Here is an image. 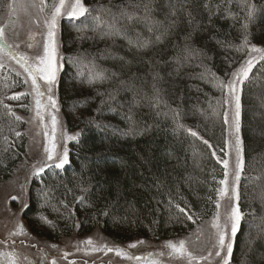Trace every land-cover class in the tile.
Masks as SVG:
<instances>
[{
  "label": "trees",
  "instance_id": "1",
  "mask_svg": "<svg viewBox=\"0 0 264 264\" xmlns=\"http://www.w3.org/2000/svg\"><path fill=\"white\" fill-rule=\"evenodd\" d=\"M9 1L0 0V14ZM249 2L256 5L251 20L245 0H153V18L161 23L139 30L161 39L143 50L120 37L101 39L90 19H63L58 95L67 128L80 135L63 169L46 168L31 179L23 215L32 234L49 242L95 230L115 243L168 240L216 213L226 150V88L217 85L249 57L251 45L264 49V0ZM186 43L202 51L188 56ZM106 48L111 54L101 56ZM93 60L109 79L83 76ZM0 64L1 184L26 155L31 101L24 78L1 58ZM17 93L24 95L11 99ZM5 105L21 119L5 115ZM240 124L245 215L230 264H264V62L242 85Z\"/></svg>",
  "mask_w": 264,
  "mask_h": 264
},
{
  "label": "snow or ice",
  "instance_id": "2",
  "mask_svg": "<svg viewBox=\"0 0 264 264\" xmlns=\"http://www.w3.org/2000/svg\"><path fill=\"white\" fill-rule=\"evenodd\" d=\"M30 4L32 7H36L35 0H21L20 6L27 10V6ZM48 6V0H39V11L43 12ZM245 6L247 7V17L251 20L256 13V5L245 0ZM11 7V5H10ZM141 9L143 12L141 13ZM154 7L153 0H137L136 3H131L129 0L127 6L125 4H113L112 0H109L108 5L100 4L95 7H88L85 5L83 0H53L52 11L50 16L44 20V24L47 26L46 39L43 45V55L37 56L36 60L38 63L28 65V58L25 55H19L17 63H21L22 67L25 68V71L28 73L31 78L32 85L35 89L36 99V117H39L41 123H43L44 116L42 109L45 107L41 103L40 97L45 95V92L42 91L40 80L46 82L45 87L48 92L52 91V86L55 84L56 75H57V28L59 21L62 18H67L70 20H80L81 22L85 20H91L94 23L93 30L100 31V38L104 39L105 37L113 38L120 37L127 41V44L130 49L135 48L137 50L148 49L152 47L155 43L159 42L161 36H156L155 41L151 37H145L140 32V27H146L149 32L152 31V26L160 24V21H157L153 18ZM174 15V13H173ZM191 16V13H189ZM191 22V21H190ZM173 23H175L173 21ZM103 26V28H101ZM161 35H164L163 33ZM5 37V26H0V40H3ZM135 37V38H133ZM190 39L186 37V40ZM6 43V41H5ZM245 46L247 41H245ZM29 48H32L31 43L28 44ZM251 50L254 53L259 55H252L250 58L246 59L238 69H236L231 75L227 83L223 80H219L217 86L228 89V93L231 96V101L225 100V103H234L235 111L232 117V124L235 132V142H234V151H235V166L229 171V160H222L224 173L223 179L219 181L221 188L217 189L218 196L220 199H228L230 201L228 205V210L224 215L223 222H221V216L219 211L214 215L211 221V228L214 229L212 235V244L211 248L208 250L207 255L197 256L195 255L187 246L186 240L172 241L168 240L165 242L164 247L169 251L167 254L164 252H159L156 254L148 253L146 257L133 256L130 255L124 248L115 246L109 247L107 243H101L97 245L91 237L87 238L85 241H82L85 245V249L77 248V251H91L99 252L106 250L107 252L115 251L117 256L126 258L128 260L135 259L136 261H144V264H162L160 259L153 258L156 257H167L173 259H185L188 264H192L193 261H208L211 264V258L215 257V264H230V261L233 256L235 237L237 236L238 231L240 230L241 221L244 218V213L239 207L240 192H239V182L241 180V173L244 171V157H243V147L242 139L240 136V115H241V103H240V91L241 86L250 79V74L253 72V68L259 62H264V49L258 48L255 45H251ZM11 48V45H9ZM202 50L194 49L190 47L189 44H185L184 52L188 56H194L200 54ZM105 54H111L110 49H105L100 55L104 56ZM16 56H13L15 59ZM123 59V58H121ZM0 67H3V64H0ZM89 74L93 81L100 79H109L110 77L106 76L105 73L107 69L100 68L94 60L89 61L87 65ZM115 75V73H113ZM159 74L156 73L154 78H158ZM23 93H17L11 99H19ZM48 102L51 108L56 109L57 103L52 95H48ZM6 113L5 115H11L15 117L16 120H20L21 117L16 116L15 112L12 111L9 105H5ZM179 115V113H177ZM225 123H228V113H224ZM58 123L57 116L51 114V132L49 136L47 132L44 133L48 137V143L44 148L46 154V161H51V163L45 162L41 167L36 168L34 175H39L43 173L46 168H57L63 169L69 161V149L66 145H60L59 147L62 151H58V144L56 142V125ZM183 127V125H180ZM191 132V135L197 136L198 133L188 129ZM16 136H20L21 133L16 132ZM80 133L75 135L64 134L66 140H77ZM7 139V138H5ZM205 144H208V141H204ZM210 146V145H209ZM7 150V149H5ZM86 191V190H85ZM13 200H16L17 197H12ZM82 199V198H78ZM220 199L216 202L217 209L220 208ZM27 207V204L24 205ZM181 213H184L188 220H193L191 214L187 212L186 209L180 208L179 205H176ZM42 219L47 222V218L42 217ZM12 237L27 235L26 229L22 223H18L16 230L9 234ZM199 239V237L197 238ZM7 241H0V244H6ZM144 241H137L128 245V248H136L137 244H142ZM20 244L23 245L24 241H20ZM251 244V241H249ZM35 245H29V247H34ZM91 246V247H88ZM9 247L12 248V251H0V264H20V253L16 251L17 244L15 240H12L9 244ZM52 248H56V245H51ZM41 251V260L37 261L36 264H43V259L47 256V253L43 249ZM68 253H63L62 259H66ZM24 260H27L28 257L24 255ZM31 264V262H29ZM51 264H58L55 257L52 258Z\"/></svg>",
  "mask_w": 264,
  "mask_h": 264
},
{
  "label": "rangeland",
  "instance_id": "3",
  "mask_svg": "<svg viewBox=\"0 0 264 264\" xmlns=\"http://www.w3.org/2000/svg\"><path fill=\"white\" fill-rule=\"evenodd\" d=\"M35 3L36 7H32L30 4H28L27 10L25 11L24 8L20 6L21 0H10L7 8H5L0 14V26H5V37L3 40H0V58L6 65H8V67L18 72L24 78L26 82L25 93L29 94L31 101L29 113L25 117L27 124L26 132L28 135L26 155L24 159L18 164L11 177L0 184V241L8 242L6 244H0V251H12L13 249L9 247V244L12 240H15L17 244L16 251L21 254L20 264H29V262H31V264H36L37 261L41 260V249L47 253V256L43 259V264H51L53 257L57 259L58 264H144L143 260L138 262L135 259L128 260L126 258L117 256L115 251H77V248L85 249V245L81 242L91 237L97 245L101 243H107L109 247L119 246L124 248L130 255L133 256L146 257L148 253L156 254L159 252H164L167 254L169 250L164 247L165 242L168 240L179 241L181 239L186 240L187 246L195 255H207L208 250L211 248V244L213 242L212 235L215 231L211 228V221L217 211H219L221 222H223L224 215L228 210V205L230 203V201L226 198H219L220 208L217 209L216 213L209 220L198 224L195 229L187 235L168 240H142L144 243L137 244L136 248H128V245L141 240L124 244L115 243L102 234L99 230H95L92 233L84 236L75 233L71 236L63 237L57 242L43 240L30 232L23 215L24 210L26 209L24 205L27 204L28 206L29 203V186L36 168L41 167L45 162L51 163V161H46V154L44 152V148L48 143V137H46L44 133L47 132L49 136L52 134L51 114H55L58 120L56 125V142L58 144V151H62V149L59 147L60 145H66L70 154V143L72 140H66L64 138V134L75 135L76 133H79V131L69 130L67 128L58 95V81L64 67V55L61 43V26L63 24L64 18L59 21V25L56 30V39L58 45L56 63L58 71L55 84L52 86V91H47V88L45 87L46 82L44 80L39 81L42 91L45 92V95L40 97L41 103L45 105V107L42 109L44 116L43 123H41L39 117H36V93L32 85L31 78L25 71V68L22 67L21 63H17L19 55H25L28 58V65L38 63L36 57L43 55V45L47 33V26L44 24V20L47 19L51 14L53 1H48V6L43 12L39 11V0H35ZM29 43L33 45L32 48L28 47ZM9 45H11V48H9ZM252 55L258 56L259 54L250 52L248 58H250ZM13 56H16V58L13 59ZM75 69L79 70V67H76ZM88 72L89 71L87 69V72L83 76L86 77ZM77 76L78 78L82 77L81 74H78ZM230 79H232V75L226 80L225 83H227ZM241 92L242 86L240 98ZM48 95H52L56 100V109L51 108L47 99ZM226 99L231 101V96L228 93V89H226ZM234 111V103H226L228 123H226V150L225 156L222 160H229L230 173L234 168L236 161L234 151L235 132L232 124ZM242 176L243 174L241 173V178ZM12 197H17V199L13 200ZM18 223L23 224L27 235L15 237L10 236L9 234L16 230ZM198 237L199 239H197ZM20 241H24V244L21 245ZM29 245L35 246L29 247ZM51 245H56L57 247L52 248ZM65 252L68 253V256L66 259H62L63 253ZM24 255L28 257L27 260H24ZM153 258L160 259L162 264H188L187 260L185 259H173L167 257V255H165L163 258L156 256ZM192 264H209V262L197 260L193 261ZM211 264H215V257L211 258Z\"/></svg>",
  "mask_w": 264,
  "mask_h": 264
},
{
  "label": "bare ground",
  "instance_id": "4",
  "mask_svg": "<svg viewBox=\"0 0 264 264\" xmlns=\"http://www.w3.org/2000/svg\"><path fill=\"white\" fill-rule=\"evenodd\" d=\"M27 129V128H26ZM27 133V132H26ZM27 143H28V135H27Z\"/></svg>",
  "mask_w": 264,
  "mask_h": 264
}]
</instances>
